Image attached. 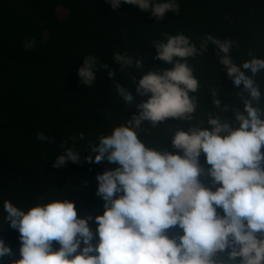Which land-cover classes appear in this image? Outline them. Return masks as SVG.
<instances>
[{
  "label": "clouds",
  "instance_id": "clouds-1",
  "mask_svg": "<svg viewBox=\"0 0 264 264\" xmlns=\"http://www.w3.org/2000/svg\"><path fill=\"white\" fill-rule=\"evenodd\" d=\"M109 2L116 10L122 0ZM123 3L151 11L157 19H163L169 10L179 12L175 0ZM165 36L166 40L153 45L154 58L173 67L140 77L136 94L147 96L146 100L135 102L128 86L116 85L125 104L134 105L139 112L114 127L111 134L100 136L85 158L89 163L117 165L97 175V195L105 202L103 214L95 217L98 243L92 242L95 234L89 221L93 217L78 216L73 200L52 199L27 210L5 200V220L8 227L19 231L21 240L20 258L10 264H264V96L254 80L264 71V58L253 57L238 66L228 55L231 42L208 36L201 49H206L208 41L218 46V54H224L220 62L235 88L241 90L238 95L244 108L235 109L238 127L210 116V128H181L172 135L173 148L180 151L150 148L139 138L143 121H150L152 127L168 118L187 121L196 110L195 98L189 93L198 90L199 82L187 58L197 48L184 34ZM35 43L26 41L24 50ZM113 59L120 71L133 64L142 69L145 63L142 58L134 61L127 53H116ZM97 63L89 55L78 68L85 86L96 80ZM102 67L108 70L109 79L115 77L108 64ZM212 95L213 104L225 111L227 105L221 104L214 91ZM79 138L84 139V134ZM37 140L54 143L43 132L37 133ZM202 153L210 166L207 169L200 163ZM69 161L79 163V151L64 148L53 167L59 169ZM201 176H210L215 190ZM176 227L182 234L170 236L169 230ZM13 255L0 238V258Z\"/></svg>",
  "mask_w": 264,
  "mask_h": 264
},
{
  "label": "trees",
  "instance_id": "trees-1",
  "mask_svg": "<svg viewBox=\"0 0 264 264\" xmlns=\"http://www.w3.org/2000/svg\"><path fill=\"white\" fill-rule=\"evenodd\" d=\"M175 2L178 13L169 10L163 19H157L151 11L123 0L116 10L109 0H0V238L14 253L0 258V264L19 259L21 247L19 231L8 227L5 220V200L24 210L52 199L73 200L78 216L93 217L89 221L95 234L92 242L98 243L95 217L103 214L105 202L97 195V175L117 165L89 163L85 158L100 136L111 134L114 127L139 112L134 105L125 104L116 85L128 86L135 102L146 100L147 96L136 94L140 77L148 71L173 67L154 58L153 45L166 40L165 34H184L197 48V53L187 58L199 82L198 90L189 93L195 98L196 110L187 121L168 118L155 127L143 121L139 138L147 147L177 152L180 150L173 148L172 135L181 128H210V116L238 127L235 109L244 108L238 95L241 90L235 88L220 62L224 54H218V46L211 41L206 49L201 45L208 36L230 41L228 55L238 66L253 57L264 58V0ZM60 9L67 12L62 20ZM29 40H35V46L25 51L23 44ZM116 53H127L134 61L144 59L143 68L133 64L120 71L113 59ZM89 55L98 61L96 80L85 86L77 73ZM105 63L114 69L113 79L102 67ZM254 80L264 96V71ZM213 91L221 104L227 105L225 111L213 104ZM39 132L54 143L37 140ZM80 133L84 139L79 138ZM63 141H67L64 148L79 151L80 162L69 161L57 169L53 163L64 151ZM200 163L205 169L210 167L203 153ZM200 179L215 190L210 176ZM218 212L223 215L222 209ZM179 234L182 229L178 227L169 230L170 236ZM54 247L59 245L54 243Z\"/></svg>",
  "mask_w": 264,
  "mask_h": 264
},
{
  "label": "rangeland",
  "instance_id": "rangeland-1",
  "mask_svg": "<svg viewBox=\"0 0 264 264\" xmlns=\"http://www.w3.org/2000/svg\"><path fill=\"white\" fill-rule=\"evenodd\" d=\"M58 15H59V18L62 20V19H64L66 17L67 12L65 10H63V9H60L58 11Z\"/></svg>",
  "mask_w": 264,
  "mask_h": 264
},
{
  "label": "bare ground",
  "instance_id": "bare-ground-1",
  "mask_svg": "<svg viewBox=\"0 0 264 264\" xmlns=\"http://www.w3.org/2000/svg\"><path fill=\"white\" fill-rule=\"evenodd\" d=\"M33 206V205H32Z\"/></svg>",
  "mask_w": 264,
  "mask_h": 264
}]
</instances>
